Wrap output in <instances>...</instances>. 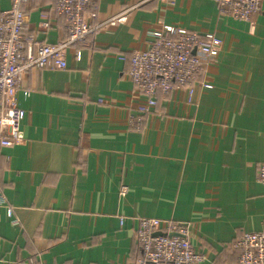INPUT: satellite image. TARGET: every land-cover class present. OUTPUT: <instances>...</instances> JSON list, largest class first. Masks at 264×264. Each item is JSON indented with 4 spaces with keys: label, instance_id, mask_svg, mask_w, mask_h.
Instances as JSON below:
<instances>
[{
    "label": "crops",
    "instance_id": "0c3cea01",
    "mask_svg": "<svg viewBox=\"0 0 264 264\" xmlns=\"http://www.w3.org/2000/svg\"><path fill=\"white\" fill-rule=\"evenodd\" d=\"M94 2L91 25L123 20L70 46L66 69L30 70L15 95L24 142L0 148V264L134 263L137 218L187 223L202 264H236L225 246L264 230L255 181L264 163V3L242 22L215 0ZM9 4L0 0V10ZM53 5H22L24 45L67 38ZM164 26L212 33L222 49L206 68L211 89L172 91L142 117L122 57ZM136 116L139 131L129 126Z\"/></svg>",
    "mask_w": 264,
    "mask_h": 264
},
{
    "label": "built area",
    "instance_id": "2783aa9c",
    "mask_svg": "<svg viewBox=\"0 0 264 264\" xmlns=\"http://www.w3.org/2000/svg\"><path fill=\"white\" fill-rule=\"evenodd\" d=\"M32 0H10L6 10H0V148L22 144L21 128L25 111L15 103V95L32 69L67 68L65 54L74 44H85L87 38L107 23H120L122 18L91 25L86 16L91 0H54L51 12L67 20V38L55 45L28 42L24 45L21 29L25 14L22 5ZM172 4L175 0H163ZM220 13L235 20L250 22L261 11L264 0H215ZM94 9L96 6H92ZM89 16V15H88ZM91 17L93 14L90 15ZM48 27L46 23L44 25ZM222 41L212 33L199 34L184 28L164 26L151 34L146 49L132 50L122 59L128 63L127 78L134 86V108L139 116L151 113L157 100L172 91L185 90L193 94L196 84L211 89L205 80L206 68L215 62ZM27 94V93H26ZM141 117L129 126L141 130ZM255 181L264 187V163L255 172ZM11 217V209H7ZM122 224V221L120 222ZM140 256L131 264H202L190 241L189 224L174 220L137 218L134 230ZM238 252L236 264H264V230L244 233L225 246ZM32 263V262H31Z\"/></svg>",
    "mask_w": 264,
    "mask_h": 264
},
{
    "label": "trees",
    "instance_id": "16d2710c",
    "mask_svg": "<svg viewBox=\"0 0 264 264\" xmlns=\"http://www.w3.org/2000/svg\"><path fill=\"white\" fill-rule=\"evenodd\" d=\"M95 5V2H94V0H91V3L89 4V7H88V9H90V8H92L93 10H95L92 6H94Z\"/></svg>",
    "mask_w": 264,
    "mask_h": 264
}]
</instances>
